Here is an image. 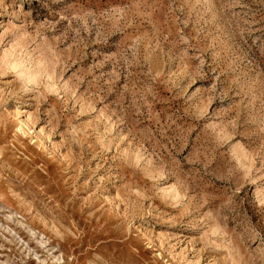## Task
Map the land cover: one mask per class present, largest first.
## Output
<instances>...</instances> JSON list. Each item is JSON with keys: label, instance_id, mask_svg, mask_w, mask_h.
I'll return each instance as SVG.
<instances>
[{"label": "rangeland", "instance_id": "obj_1", "mask_svg": "<svg viewBox=\"0 0 264 264\" xmlns=\"http://www.w3.org/2000/svg\"><path fill=\"white\" fill-rule=\"evenodd\" d=\"M0 264H264V0H0Z\"/></svg>", "mask_w": 264, "mask_h": 264}]
</instances>
